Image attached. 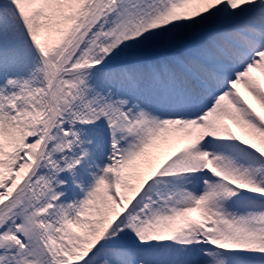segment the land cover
<instances>
[{
	"label": "snow or ice",
	"instance_id": "snow-or-ice-1",
	"mask_svg": "<svg viewBox=\"0 0 264 264\" xmlns=\"http://www.w3.org/2000/svg\"><path fill=\"white\" fill-rule=\"evenodd\" d=\"M0 264H264V0H0Z\"/></svg>",
	"mask_w": 264,
	"mask_h": 264
}]
</instances>
